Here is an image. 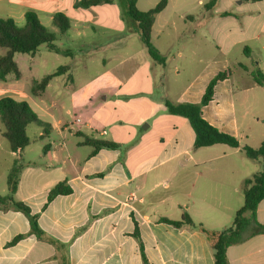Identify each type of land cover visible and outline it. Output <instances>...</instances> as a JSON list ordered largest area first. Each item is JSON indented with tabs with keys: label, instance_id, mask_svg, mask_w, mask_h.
Masks as SVG:
<instances>
[{
	"label": "crops",
	"instance_id": "0c3cea01",
	"mask_svg": "<svg viewBox=\"0 0 264 264\" xmlns=\"http://www.w3.org/2000/svg\"><path fill=\"white\" fill-rule=\"evenodd\" d=\"M4 1L8 13L3 18H12L18 26L23 25L19 24L26 11H42L48 2L0 0ZM192 1L167 0L155 16L151 42L165 58V66L155 64L145 48L136 53L138 61L134 54L119 61L117 76L100 95L91 119L79 128L73 129V123L53 113V100L29 105L52 127L43 138L42 130L38 139L49 138L53 132L61 144L47 143L36 161L24 162L15 198L38 215L40 229L58 245L30 234L22 213L0 210V264H142L132 236L134 223L149 264H214L203 233L157 220H179L187 213L204 229L221 231L231 225L235 211L243 205V181L261 170L260 161L245 158L240 148H257L264 141V126L253 132L245 122L258 112V96L264 90L251 77L256 69L264 73V0H218L211 11L203 9L208 0H196L202 7L196 13L182 8ZM176 20L189 23L190 28L178 30ZM75 28L83 36L81 27ZM128 63L131 73L124 78L122 66ZM227 70L230 75L217 82L201 116L219 132L233 136L239 147L215 144L194 149L189 122L168 114L164 102L198 103L207 82ZM20 79L21 74L17 85L9 89L0 86V93L7 92L5 96L17 101L45 98V90L29 96L26 87L18 84ZM70 82L65 95L71 106L88 109L89 84L75 89L74 78ZM136 99L142 101L145 114L140 120L120 119L118 125L109 127V133L102 130L100 135L108 134L104 141L117 147L92 154L84 138L101 140L94 122L106 125L113 120L99 112L108 104L124 106ZM129 111L133 113L134 108H127L125 114ZM145 120L148 124L140 127ZM62 181L71 193L46 203L49 190ZM256 207L255 220L264 226V199ZM19 234L24 237L7 246ZM60 244L67 245L66 249ZM225 256L229 264H264V231L250 224Z\"/></svg>",
	"mask_w": 264,
	"mask_h": 264
},
{
	"label": "trees",
	"instance_id": "16d2710c",
	"mask_svg": "<svg viewBox=\"0 0 264 264\" xmlns=\"http://www.w3.org/2000/svg\"><path fill=\"white\" fill-rule=\"evenodd\" d=\"M124 1L126 3V15L135 26L148 57L155 64L165 66V58L162 57L158 49L151 42V29L155 16L166 7L167 0H159L155 4V7L146 11H141L136 7L137 0ZM112 2L113 0H75L73 7L75 9H87L99 5H110ZM217 2L218 0H208L204 4L203 9L211 11ZM52 24L61 34H64L70 28L69 19L62 12H56L52 16ZM54 40L55 35L41 24L38 16L33 11H26L24 13V23L22 26L16 25L12 18H0V48L5 49V53L0 56V81H6L5 77L8 75H12L16 80L20 78V71L14 61L16 53L34 55L39 46L44 44L50 51L56 54H71L69 50L64 51L57 48L53 44ZM245 53L247 54L248 51L245 50ZM68 69V66H60L53 73L43 76L40 81H34L33 86L30 88L31 93L37 96V92H43L54 77L60 76ZM228 75H230V70L218 72L207 82L208 84L198 103L164 102L165 110L168 114L183 117L189 122L194 132V149L210 147L215 144H224L232 148L239 147L237 140L233 136L219 132L217 128L210 125L201 116L202 106H206L213 98L215 85L217 82L227 79ZM251 77L255 84L264 87V73L256 69L251 72ZM0 124L3 128L1 136L7 141L10 152L19 155V158L13 162L7 173V192L5 195L0 196V210H14L22 213L28 220L30 234L34 235L38 240H45L56 246L58 242L46 236L40 229L37 223L38 215L32 214L24 202L18 201L15 198L21 171L26 166L21 160L20 155L30 144L26 127L30 124L41 127L43 130L41 138L44 135L47 136L52 127L41 121L25 101H17L8 96L0 98ZM83 143L92 147V154L102 148L114 149L117 147L112 142L88 137L84 138ZM240 151L245 158L260 161L261 170L243 181V205L235 211L229 227L221 231H208L201 225L193 223L187 213H183L179 220H170L168 218H159L157 220L159 223L170 225L176 229L186 227L188 230H196L203 233L209 243L214 264H229L225 256L226 249L242 239L244 230L250 224H255L261 231H264V226L259 225L255 220L256 206L264 199V141L257 148L242 146ZM70 193L71 189L66 182H59L49 190L46 203H49L59 195H68ZM132 236L138 243L142 264H149L144 254L143 244L139 238L136 223H134ZM23 237L24 235L22 234L16 235L7 243V246L15 245ZM60 245L65 249L67 247V245ZM61 264H67V261H61Z\"/></svg>",
	"mask_w": 264,
	"mask_h": 264
},
{
	"label": "rangeland",
	"instance_id": "374dc122",
	"mask_svg": "<svg viewBox=\"0 0 264 264\" xmlns=\"http://www.w3.org/2000/svg\"><path fill=\"white\" fill-rule=\"evenodd\" d=\"M44 9L37 11L41 24L51 33L55 35L53 44L61 50H69L71 55L56 54L50 51L46 45L39 46L34 55L16 53L14 61L16 62L21 74V79L18 84L26 87L27 94L32 96L30 88L34 81H40L41 78L47 74L53 73L60 66H68L69 71L60 76L54 77L49 87L45 89V98L40 99L36 97L24 98L29 102L30 107H34L33 102H45V99L53 100L56 103L53 113L61 115V119L65 122L73 123L72 128H79L89 118L90 114L96 109L100 95L105 93V88L110 83V79L117 76L118 70L116 65L119 61L127 59L128 55L136 54L138 51L144 49L142 42L139 39L138 32L135 26L129 21L126 15V3L124 0H113L110 5H99L96 7H89L87 9L74 8L75 0H47ZM159 0H138L137 8L141 11H146L155 7ZM206 1V0H204ZM0 18L5 17L7 12L6 2H0ZM191 13H196L202 7L197 6L196 0L191 4L182 7ZM56 12L64 13L70 22V28L64 34H61L57 28L52 24L51 16ZM24 19H21L19 25H22ZM183 24L180 21H175V27L179 30L181 28H190L189 23ZM78 25L83 31V36H78L75 26ZM156 42V40L154 39ZM5 53V49L0 48V56ZM136 61L139 60L135 57ZM130 64L122 66V77L130 76ZM144 69L142 72H145ZM142 74V73H140ZM140 76V75H139ZM6 82L0 81V86L6 89L17 85V80L12 75H8ZM71 78H74V88L77 89L83 84L88 83L89 89L86 92L91 103L87 106L88 109L80 107H72L68 96L65 94L69 91L67 87L71 86ZM29 88V89H28ZM29 90V91H28ZM262 90V89H261ZM258 96L259 106L258 112H254L245 118V122L255 132L261 126H264V90ZM41 92H37L40 95ZM0 95H9L0 93ZM142 101L134 100L128 102L127 105H110L108 104L101 112L102 117H112L111 124H101L98 121L94 122V131L96 137L101 140H106L107 135H100L102 130L109 133L111 125L116 126L121 121L120 119L127 118L129 121L140 120L141 115L145 114V110L141 108ZM134 108L133 113L129 111L126 115L127 108ZM239 111V106L236 107ZM69 110V114H66ZM80 120V123L77 122ZM48 121V120H47ZM145 120L140 124L142 127ZM2 125L0 124V129ZM42 128L30 124L27 126L26 132L30 139V144L25 148L22 155V161H36L38 155L42 153V148L47 143H54L60 146L61 138L53 133L49 138L43 140L38 139ZM68 134V133H66ZM78 139V137H74ZM19 156L10 152L6 140L0 136V196L7 192L6 176L12 166L13 162ZM252 164V163H251ZM243 197V196H242Z\"/></svg>",
	"mask_w": 264,
	"mask_h": 264
}]
</instances>
